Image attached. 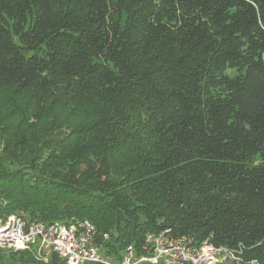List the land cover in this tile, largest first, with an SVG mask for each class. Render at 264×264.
<instances>
[{
  "label": "trees",
  "instance_id": "obj_1",
  "mask_svg": "<svg viewBox=\"0 0 264 264\" xmlns=\"http://www.w3.org/2000/svg\"><path fill=\"white\" fill-rule=\"evenodd\" d=\"M20 211L89 219L113 264L148 232L264 264V0H0V216Z\"/></svg>",
  "mask_w": 264,
  "mask_h": 264
},
{
  "label": "built area",
  "instance_id": "obj_2",
  "mask_svg": "<svg viewBox=\"0 0 264 264\" xmlns=\"http://www.w3.org/2000/svg\"><path fill=\"white\" fill-rule=\"evenodd\" d=\"M96 226L89 219H75L70 223L32 221L23 211L0 216V246L31 247L38 257L48 259L52 252L68 264H85L103 261L113 264L101 252L95 241ZM108 234H105L107 237ZM146 243L152 251L148 256H137L133 245L124 252L120 264H138L151 261L163 264H245L242 255L234 248L216 246L209 241L194 243L186 236L172 237L167 232H148ZM256 263L251 260V264Z\"/></svg>",
  "mask_w": 264,
  "mask_h": 264
},
{
  "label": "rangeland",
  "instance_id": "obj_3",
  "mask_svg": "<svg viewBox=\"0 0 264 264\" xmlns=\"http://www.w3.org/2000/svg\"><path fill=\"white\" fill-rule=\"evenodd\" d=\"M31 247L26 246H15L14 243H8L7 245H1L0 246V264H25L21 261L22 256L24 255L25 251H29L33 253L34 257L37 259V263L35 264H41V262H47L50 258V255L48 256V259L38 257L35 252H32ZM108 258V257H107ZM111 260V259H110ZM88 264H92L91 262H88Z\"/></svg>",
  "mask_w": 264,
  "mask_h": 264
}]
</instances>
